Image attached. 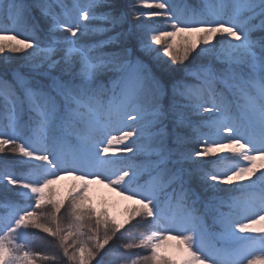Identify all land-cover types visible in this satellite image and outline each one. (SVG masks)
Returning <instances> with one entry per match:
<instances>
[{"label": "snow or ice", "instance_id": "obj_1", "mask_svg": "<svg viewBox=\"0 0 264 264\" xmlns=\"http://www.w3.org/2000/svg\"><path fill=\"white\" fill-rule=\"evenodd\" d=\"M133 10L0 0V264H264V0Z\"/></svg>", "mask_w": 264, "mask_h": 264}, {"label": "trees", "instance_id": "obj_2", "mask_svg": "<svg viewBox=\"0 0 264 264\" xmlns=\"http://www.w3.org/2000/svg\"><path fill=\"white\" fill-rule=\"evenodd\" d=\"M133 2L134 0H117V3L119 5V8L121 11L127 13V17L129 21H134L135 18V11L133 10ZM181 2L188 3L190 5L195 6L197 4V0H181ZM161 30H170L166 28L163 24L160 25ZM164 59H167L166 57ZM19 61H13V63H18ZM4 66V59L0 58V68ZM172 69L174 70V74L177 78H181L184 74L182 71L183 66L182 65H172ZM16 157L12 156L11 154H0V163H7L10 167H16ZM214 161V158L209 157L206 159V166L211 167V162ZM61 190V187H58ZM63 192V191H61ZM4 198V194L0 192V199ZM7 198H13L11 194H8ZM226 210V209H225ZM110 211L113 212V214H116L113 210L110 209ZM35 231V230H33ZM45 234L38 233L33 239H32V247L34 250L37 251H47L46 245L50 242V238L46 240ZM119 242V241H118ZM63 264V262H61Z\"/></svg>", "mask_w": 264, "mask_h": 264}, {"label": "rangeland", "instance_id": "obj_3", "mask_svg": "<svg viewBox=\"0 0 264 264\" xmlns=\"http://www.w3.org/2000/svg\"><path fill=\"white\" fill-rule=\"evenodd\" d=\"M72 183L71 178H65L58 182L57 187H61V191L66 190L67 186ZM96 202L107 201L110 209L113 210L116 215L122 213L124 207L131 203V201H124L117 193L105 188L102 185H93L92 193ZM174 243V242H172Z\"/></svg>", "mask_w": 264, "mask_h": 264}]
</instances>
